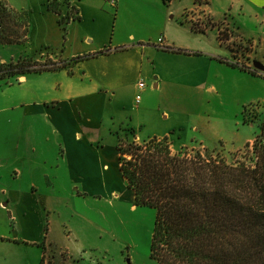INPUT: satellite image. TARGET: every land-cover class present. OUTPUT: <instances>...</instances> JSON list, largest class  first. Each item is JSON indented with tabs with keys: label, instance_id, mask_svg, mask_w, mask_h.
Segmentation results:
<instances>
[{
	"label": "crops",
	"instance_id": "obj_1",
	"mask_svg": "<svg viewBox=\"0 0 264 264\" xmlns=\"http://www.w3.org/2000/svg\"><path fill=\"white\" fill-rule=\"evenodd\" d=\"M7 1L28 12L30 29L27 41L0 46L21 45L19 58L12 57L16 61L39 60L41 50L49 48V57L66 65L39 71L42 96L30 99L26 95L20 103L11 101L0 110L10 127L1 145L7 153L0 155V161H22L24 167H11L13 190L1 189L8 202L0 205L5 210L13 208L19 222L10 233L0 235V264H44L51 250L66 253L59 264L71 262L70 251L57 244L52 230L44 232L43 199L51 200V190L57 188L53 173L68 172L72 183H82L89 190L101 174L115 166L120 170L121 133L133 131L136 141L167 136L173 151L175 144L203 142L213 147L226 142L238 147L253 139L254 125L223 119L216 104L225 105L228 100L241 111L264 104V0H192L181 7L175 6L177 0H152L145 10L160 17L158 26L153 29L154 18L148 17L130 22L131 31L126 24L119 27L121 0H70L78 18L67 24L61 21L64 9L57 13L48 7V0H34L33 5ZM192 9L193 14L187 15ZM194 19L204 28H195ZM35 33L45 38L38 41ZM237 39L249 42L243 56L250 61L249 67L261 71L258 74L234 65L240 59L230 46ZM8 61L0 59V63ZM13 76L1 79L22 93L35 74ZM46 77L55 79L53 86L43 85ZM142 79L144 88L138 85ZM214 119L224 120L222 126L213 125ZM225 121L232 124L230 134ZM27 131L36 132V138L26 135ZM210 137L213 145L207 142ZM27 142L33 154L42 150V155L52 153L53 159L27 160L23 153ZM35 170L43 179L24 184L23 175ZM27 245L41 248L32 250L28 261V253L22 251L29 249Z\"/></svg>",
	"mask_w": 264,
	"mask_h": 264
},
{
	"label": "trees",
	"instance_id": "obj_2",
	"mask_svg": "<svg viewBox=\"0 0 264 264\" xmlns=\"http://www.w3.org/2000/svg\"><path fill=\"white\" fill-rule=\"evenodd\" d=\"M29 29L28 12L0 0V44L24 42ZM50 62L1 63L0 79L66 65ZM260 128L253 163H229L210 150L175 153L167 136L120 139V170L135 204L156 209L151 255L158 264H264V123Z\"/></svg>",
	"mask_w": 264,
	"mask_h": 264
},
{
	"label": "rangeland",
	"instance_id": "obj_3",
	"mask_svg": "<svg viewBox=\"0 0 264 264\" xmlns=\"http://www.w3.org/2000/svg\"><path fill=\"white\" fill-rule=\"evenodd\" d=\"M1 1L6 2V4L10 6L7 0ZM13 1H17V5H22V1L24 3L26 2V4L29 3L28 5L34 4V0H20L21 2L19 0ZM48 2V7L50 5L54 6V4H50L49 0ZM121 2L122 9L118 18V20L121 21L119 27L121 24L122 26L126 24L129 31H131L130 22L147 20L148 17L154 18V21L150 25L153 26V29L158 26L159 23L157 20L160 21V17H158L157 14L150 12V10H145V6L152 2V0H121ZM175 3L176 7L177 5L180 7L185 5L189 6L192 4V0H177ZM56 4L57 3H55V5ZM60 8L64 9L63 14H65L67 18L68 8L66 6H61ZM193 12L194 10L192 9L190 12H187V15H189V13L193 14ZM193 22L194 27L197 29H203L205 26L202 25V22L198 19H194ZM119 27L117 26V31L119 30ZM224 33V36L226 37L228 35L226 29L224 30ZM34 37L38 41L45 38V36H42L41 38L38 33H35ZM22 39L24 42L27 41L26 37L22 36ZM230 47H232L236 52L237 57L240 59L235 60V62L239 65L249 67L247 63L250 61L243 56L250 48L249 42L241 40L239 42L237 39V41L233 42ZM225 48L226 47H223V50ZM23 50L24 49L21 48V45L0 46V59L4 57L9 60L8 63L13 61L16 62L19 58H17V56L20 55ZM41 52L43 55H39V60H34L36 58L33 57L31 58L33 63L36 61L41 62L44 65H49L51 64L50 61H54L49 57L51 52L49 48H43ZM239 54L242 55L238 56ZM12 57H16L17 59ZM8 63L6 62L5 64ZM40 66L41 65L38 64L35 67ZM33 73L35 76L30 78L26 90L22 93L20 92L19 87H17L18 89L15 87V89H10L12 86H9L7 79L0 80V110L6 107V104L11 101V104L20 103V99L24 98L26 95L30 99H33V97H36L41 92L38 87V83L41 82L38 79L41 77L37 76L40 73L39 71H32L27 74L31 76ZM12 78L14 79V76L10 77V79ZM54 81L55 79L46 77L45 84L43 85L53 86ZM233 91H236V89H233L232 92ZM4 95H11L13 96V99L9 100L5 98ZM39 96H42V94H39ZM216 109L219 116L223 119H228L230 117L233 120L239 119L243 126V120L245 119V124L254 125L256 131L253 133V139L244 142L238 147L227 144L226 142H218L216 146L213 147H209L203 142H192L186 145L175 144L173 145L174 152L184 153L188 151L194 153L200 150L204 154L210 150L213 155H220L229 163H235L240 160L253 163L255 159L253 142L256 136L261 132L260 127L264 123V104H252L245 110L243 108V112L241 109L237 110L235 105L226 100L225 105L218 102L216 104ZM11 114H14V109ZM6 118L7 115H5L4 111H0V155L4 152L7 153L6 151H2L1 147V145H3L4 134L7 133L10 128L5 123ZM223 122L224 120L214 119L213 125L222 126ZM225 123L227 124L225 129H228V132L226 133L230 134L232 124L230 121H225ZM12 128L14 129V124L12 125ZM244 128L247 127L245 126ZM35 133L36 132L33 131L25 132L26 135L31 136L33 139L36 138ZM37 133H40L38 129ZM243 133H247V130L245 129ZM121 136L123 140H126L125 137H127L128 139L126 141H131L133 139V134L130 132L121 133ZM208 139L209 141L207 140V142L213 145V138L210 137ZM138 141L142 142L143 140ZM248 142L251 143L250 147L246 146ZM24 147L26 149V154L25 152L23 153L27 160H34V158H40V160H43V157L53 159V154L51 152V154L44 153L42 155L41 150L39 153L33 154L30 142L25 143ZM2 159L3 155L1 157V160ZM0 162L2 163L0 166V202L7 203L8 197L4 196L2 190L6 189L8 191V189H14V185L12 184L14 179L11 174L12 168L18 167L21 169L24 167H22V161L17 163H14L13 161L10 163H8V161ZM6 167H8V170ZM53 175L57 182V188L51 190L53 198L51 197V200L43 199V203L45 204L44 232L48 233L52 230L51 234L56 239L57 244L64 249L66 247L68 248L72 255L69 264H158L151 255V243L156 218V209L147 205L135 204L134 192L127 187L126 181H122V175L118 167H112L106 175L101 174L100 180L93 182V185L89 190L84 189L85 187L82 183H72V176L68 172L60 170L59 172L53 173ZM106 176L108 178V183L106 182ZM42 179V173L35 170L34 172H26L23 175L22 182L28 184L32 181H40ZM15 187L18 190L20 184ZM6 208L7 207L0 205V235L3 233H10V229L17 228V223L19 222H17L15 218L18 217L17 212L13 210V208L12 210H5ZM27 247H29V249L22 248V251L28 253V261L32 257L31 251L34 249L37 250L39 247L29 245H27ZM50 252L51 253H49L47 259H45L44 264H59V260L64 261V259H66V253L58 254L52 250ZM22 260L26 261L24 258H22ZM0 263H2L1 259ZM30 263L31 262H28V264ZM38 264H40V261Z\"/></svg>",
	"mask_w": 264,
	"mask_h": 264
},
{
	"label": "built area",
	"instance_id": "obj_4",
	"mask_svg": "<svg viewBox=\"0 0 264 264\" xmlns=\"http://www.w3.org/2000/svg\"><path fill=\"white\" fill-rule=\"evenodd\" d=\"M49 1H50V4L57 3L58 6H59V8H60L61 6H66V7L68 8V15H67V18H66V16H65V14H63V16H62V20H63V21H62V22H64V23H65V22L69 23V22H71V21L77 19L78 12H77V10H75V9L73 8V5H72V3H71L70 0H49ZM73 9H74V10H73ZM67 23H65V24H67ZM138 85H139L140 88H144V87L146 86V82H145L144 80H140V81L138 82ZM136 99H137V101H140V99H141V94H140V93L137 94Z\"/></svg>",
	"mask_w": 264,
	"mask_h": 264
}]
</instances>
